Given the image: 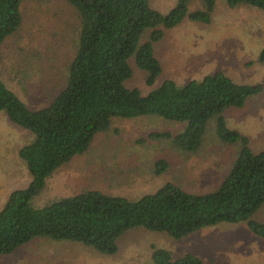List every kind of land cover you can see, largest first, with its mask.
I'll return each mask as SVG.
<instances>
[{"label":"trees","instance_id":"obj_1","mask_svg":"<svg viewBox=\"0 0 264 264\" xmlns=\"http://www.w3.org/2000/svg\"><path fill=\"white\" fill-rule=\"evenodd\" d=\"M24 1L0 0V112L33 135L18 151L30 182L13 190L0 210V256L42 237L78 242L114 255L121 237L139 228L182 239L208 227L245 223L253 235L264 238V222L255 218L264 206V148L255 151L250 138L232 128L226 115L232 108H244L262 93L263 85L242 83L217 70L183 84L166 78L154 86L163 73L154 43L186 20L209 24L217 0H177L167 13L155 9L152 0H66L78 13L77 50L64 85L43 106H30L3 76V49L23 27ZM225 2L232 9L248 6L264 12V0ZM259 59L264 63V49ZM132 61L144 71L145 83L152 87L148 93L126 84L134 76ZM146 116L182 124L176 133L152 131L149 139L169 141L183 153L200 150L211 124L222 142L239 145L219 186L194 193L166 182L138 198L89 189L43 207L32 204L47 178L87 152L114 118ZM155 165L156 174L169 168L165 158ZM151 260L152 264H205L192 252L175 256L157 245Z\"/></svg>","mask_w":264,"mask_h":264},{"label":"rangeland","instance_id":"obj_2","mask_svg":"<svg viewBox=\"0 0 264 264\" xmlns=\"http://www.w3.org/2000/svg\"><path fill=\"white\" fill-rule=\"evenodd\" d=\"M152 6L167 13L177 0H152ZM200 4L199 1L195 2ZM24 24L4 46L3 76L30 106H43L64 85L69 62L78 43V13L66 0H25ZM163 65V79L180 84L217 70L242 83L262 84L264 63V12L248 7L229 8L217 0L209 24L184 21L154 43ZM134 76L126 84L148 93L144 71L132 61ZM153 86V87H154ZM229 125L250 138L251 147L264 148V89L244 108L227 113ZM164 119L146 116L114 118L111 127L99 133L90 149L76 155L46 180L44 189L33 198L43 207L84 190L138 198L153 193L166 182H174L194 193L216 189L236 159L240 146L222 142L211 124L204 143L196 153L175 150L166 140H151L152 131L182 129ZM33 135L13 124L0 112V210L9 194L30 182V174L19 158V149ZM165 158L168 170L156 174V162ZM264 222V206L255 215ZM153 245L171 250L175 256L192 252L205 264H264V238L253 235L245 223L218 225L182 239L144 228L128 231L119 240V251L104 255L78 242L35 238L9 255L0 264H152Z\"/></svg>","mask_w":264,"mask_h":264}]
</instances>
